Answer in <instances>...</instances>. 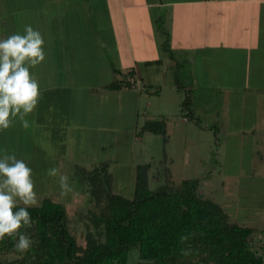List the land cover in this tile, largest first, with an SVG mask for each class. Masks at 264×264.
<instances>
[{"label":"rangeland","instance_id":"1","mask_svg":"<svg viewBox=\"0 0 264 264\" xmlns=\"http://www.w3.org/2000/svg\"><path fill=\"white\" fill-rule=\"evenodd\" d=\"M17 2L16 5L20 6H14L13 12H15V15L20 14V18L16 20L18 25L17 31L14 33L23 35L24 27L31 25L34 30L41 33L45 42V45H42L45 60L41 63L44 65L46 61L47 69L40 74L39 64L29 67L30 75L38 81L43 98H49L50 94L48 92L51 89L48 88L54 87L56 90L58 87L67 85L66 87L69 86L77 90L76 92L73 90L69 91L71 97L76 99L75 97L78 94L80 96L85 95L87 92L84 90L87 88L91 90L99 88L102 81L111 80L116 76L107 74L106 71L104 73L101 71V58L95 49L89 50L88 53L91 54L89 56L85 55L82 50L76 55L75 53L71 54V59L68 63L72 64L76 74L70 76V78L66 77L65 74L59 75L61 70L68 69L65 64L67 62L66 58L64 60H50L51 55L54 53L51 39L55 36L60 37V31H62L63 37L69 36L72 39H75L79 33L84 37L98 35L102 39L100 44H108L103 41V37L108 35L105 34L108 31L106 30L108 16L106 15L103 0H18ZM76 4L82 6H77ZM169 10L167 8L166 14L169 13ZM164 12L165 10L160 15L162 18L165 15ZM152 13L155 15V12ZM0 15H5V13ZM168 22L160 19L158 28L164 30L170 24ZM8 28L9 26L3 25L0 21L1 32H7ZM100 28L102 29L101 35L103 37L97 32ZM92 29L93 33H91ZM8 34L9 36L12 35L11 32H8ZM5 38L7 37L5 36ZM69 44L71 47L80 45L76 41H72ZM163 50L165 52L163 57H166V53H172L168 45H164ZM47 56H50V59H47ZM178 56L175 52L171 62L175 65L172 71L178 69L180 74V70L184 69L187 71L189 66L183 63L181 58H177ZM175 59L178 62L176 64L174 63ZM60 62H63V68ZM209 62H211L210 59ZM238 62L233 64L232 60H230L225 67L221 68L230 72L233 67L234 71H236ZM112 63H116V58L111 57ZM25 64L27 65L28 61H25ZM221 64L219 62L214 66L213 62L211 68L220 67ZM261 65L263 63L260 61L254 71L256 74L260 73L258 70L261 69ZM36 67L39 69L35 70ZM170 74L172 76V73ZM118 76L120 77V75ZM171 76L169 75L168 78ZM165 77V75H160L162 82ZM225 77L229 80V76L226 75ZM179 81L181 84H187L185 73L180 76ZM219 81L220 79H216L217 83ZM45 88L48 89V92L45 91ZM56 92L63 97L61 90ZM152 94L142 95L141 102L143 104L141 106L143 108L139 109L138 115L132 114L130 118L132 111L129 102H126L121 106V111H118L119 115H116L115 111H110L108 118L105 117V119L98 121L92 108V95L85 96L86 99L81 109H85V113L90 112L91 119L86 124L80 125L77 121H80L82 117L87 118L88 115H82L80 119L76 115L68 120L71 124H68V126L69 129H72V134L69 130L71 138H69L67 143L64 142L63 148L59 145L54 147V139H48L51 132L49 130H42V133L34 134V137L30 140L28 134H31V132L28 129H32L34 125L35 127L39 126L33 117H26L29 120L27 129L23 128L20 121L16 119L8 129L0 130V150H7L8 153L15 154L17 159L23 160L33 169V180L35 182L33 191L36 193L38 203L46 196L65 205L69 218V227L79 243L84 242V225L81 216L88 207L87 193L82 187L84 185L82 170L85 169L87 171V169H91L95 165H106L109 173L112 174V180L110 181L112 191L130 197L134 191L136 162L151 161V167L148 169L149 186L151 188L158 184L154 177L162 171L164 166L170 170L174 183H180L182 179L188 177H201L200 192L204 196L212 197L220 203L229 214L231 221L255 226L253 227L255 230L252 234L251 243L254 249L264 252V211L262 212L261 209H258L253 215L250 214L248 219H245V217L242 219L237 218L245 216V214H240V207L244 204V201H246L244 205L248 207L251 202L257 205L256 207L264 202L263 182L256 179H248L251 178L249 174L264 175V124L260 125L262 131H256L253 136L246 134V137L240 133L239 136H242V138L239 137L238 139L229 137L231 134L229 128L224 129L221 133L222 135L220 133L215 134V131L209 128L207 133L201 132V137H198L196 124L188 122L187 126L184 124L182 128L174 132L169 142L168 152L173 157V162H166L168 161L166 158V161L163 162L161 135L155 136L152 132L142 131L144 122L141 118V112L155 113L154 111L163 110L164 115L171 121L173 119L182 120L184 116L181 115V102L186 95V91L182 87H180V90L176 88L170 90L168 86L166 88L163 86L158 97ZM200 94L205 96L209 94L210 100L204 103L205 108L202 107L208 114H203L201 117L196 114V116L198 120L200 119L201 125H204L209 119H212L211 121L214 125L215 121L217 123L215 109L217 107L220 108L219 105L221 104V97L218 95L219 91L210 87L208 92L205 91ZM110 96L112 101L114 95ZM95 97L93 96L94 99ZM206 98L208 100V97ZM156 100L158 104L155 103ZM199 102L201 101L199 100ZM148 103H151V107ZM159 105L161 109L158 107ZM73 110L80 111V107ZM172 114H174L173 119H171ZM166 117L165 119L167 120ZM135 119H138V121L135 122ZM150 119L155 120L156 116L150 117ZM78 125L79 127H86L87 133H91L94 130L93 132L97 134L95 139L92 140L90 136L86 137V132L83 133L81 128L77 131ZM235 125H230V127L232 128ZM78 132V138H76V133ZM187 142L189 143L188 149L184 148ZM55 152L58 153L53 155ZM0 154H2V151H0ZM40 154H46V161L43 164L39 159ZM49 168H56L58 175L56 177L49 176L47 174ZM60 175H66L69 178L71 191L67 195L63 194L59 187L58 180ZM162 179L163 177L160 180ZM250 189L255 192L254 195L249 194ZM232 199L235 202H232ZM18 203L22 204L19 201ZM235 206L238 212H235ZM258 216L259 218H257ZM133 253L135 254V252Z\"/></svg>","mask_w":264,"mask_h":264},{"label":"crops","instance_id":"2","mask_svg":"<svg viewBox=\"0 0 264 264\" xmlns=\"http://www.w3.org/2000/svg\"><path fill=\"white\" fill-rule=\"evenodd\" d=\"M17 1L0 0V14L5 13V15H0V21L3 25L9 26L7 32L0 30V39L8 37V32L14 34L17 31L16 20L20 18V14L15 15L13 12L14 6H20L16 5ZM103 2L108 16L106 29L108 31L105 33L108 35L103 37L101 28L97 32L108 44H100L102 39L98 35L84 37L79 33L75 39H72L69 36L63 37L62 31H60V37L55 36L51 39L54 53L51 55V59L50 56H47V59L64 60L66 58L65 64L68 69L61 70L59 75L65 74L70 78L76 74L72 64L68 63L71 54L75 53L76 55L82 50L85 55L89 56L91 55L88 53L89 50L95 49L101 58L98 57L101 60V71L116 76L111 80L102 81L99 88L93 90L87 88L84 90L87 93L83 96L78 94L76 99L69 93L72 90L76 92L75 88L66 87L67 85L58 87L56 90L54 87L48 88L51 89L48 92L49 98H40L37 107L27 116V118L33 117L39 124L38 127L34 125L33 130L28 129L31 132L28 134L30 140L34 134H40L42 130H49L51 132L48 139H54V147L59 145L63 148L64 142L67 143L72 134L68 120L72 116L77 115L80 119L82 115H88L87 118L82 117L80 121H77L80 125L86 124L91 119L89 115L91 113H85L86 110L81 109L87 95H92V108L97 121L103 120L105 117L108 118L110 111H115L114 113L119 115L118 111H121V106L126 102H129L132 111L131 118L132 114L138 115L139 109L143 108L141 106L143 104L141 102L142 95L153 93V96L158 97L163 86L164 88L168 86L170 90L174 88L180 90V87L185 91L191 89L193 92L192 106L198 117L208 114L203 108H205L204 103L210 100L209 94L205 96L200 93L208 92L210 87L213 90L218 89L221 104L220 108L215 109L217 123L215 121L213 125L212 119H209L204 125H196L198 137H201V132L207 133L209 128H212L215 134H221L224 129L229 128L231 133L228 134L229 137L238 139L242 138L239 136L240 133L246 137V134L253 136L256 131H262L260 125L264 124V0H103ZM167 8L170 9L168 14H166ZM164 10L165 15L162 18L160 15ZM152 12H155V15ZM160 19L170 23L166 27L164 26L165 28L163 27L164 30L158 28ZM91 33H93V29ZM72 41H76L80 45L71 47L69 43ZM164 45L170 46L172 52L166 53L168 55L166 57H163L165 56L163 51L167 50H163ZM175 52L179 55L177 58H181L182 62L189 66L187 71L180 70V74L178 69L172 71L175 65L171 62L173 61L171 58ZM111 57L116 58V63L111 64ZM230 60L233 64L239 61L236 71L233 67L230 72L221 68L225 67ZM260 61L263 65L258 70L260 73L256 74L254 71ZM213 62L214 66L219 62L222 64L213 69L211 68ZM174 63H178L176 59ZM46 64V61L44 65L43 63L39 64L40 74L47 69ZM60 64L63 68V62ZM37 69L39 68L36 67L35 70ZM167 72L172 73V76ZM184 73L187 84H181L179 81L180 76ZM160 75L166 76L163 82ZM169 75L171 77L168 78ZM226 75L229 76V80L225 77ZM216 79H220V81L217 83ZM115 80L122 82L123 85L113 89L109 88V84ZM131 80L134 82L130 87L125 85L126 81ZM48 89L45 88V91ZM57 90H61L63 97L56 92ZM110 95H114L112 101ZM93 96H96L95 99ZM155 103L158 104L157 100ZM159 104L161 105V103ZM148 105L151 107V103ZM160 105L158 107L161 109ZM77 107H80V111L73 110ZM154 112H141V118L144 123L158 120L164 122V134H152L161 135L163 162L168 160L166 162L171 163L173 157L168 152L169 142L174 132L182 128L184 124L187 126L188 121L185 117H182V120H175L172 118L174 114L171 115V119H173L171 121L164 115L163 110ZM154 115L156 119L151 120L150 117H155ZM137 121L138 119H135V122ZM199 122L201 123L200 119ZM233 124L236 125L231 128L230 125ZM79 125L77 131L80 128L83 133L87 131L86 127H79ZM93 131H91L92 134L86 132V137L90 136L92 140L95 139L97 134ZM78 134L79 132L76 133V138H78ZM187 144L184 145V148L188 149L189 143L187 142ZM56 153L58 152L53 155ZM45 157L46 154H40L39 159L42 164L46 161ZM149 158L151 159L150 156ZM150 162L142 163H148L150 168ZM142 163L136 162L135 172L138 165ZM249 175L251 178L248 179H256L264 184V175ZM249 194L254 195L255 192L250 189ZM231 201L235 202L233 199ZM245 203L246 201H244ZM244 204L240 207V214H245V216H239V214L238 219L243 217L248 219L250 214L253 215L258 209L264 211V202L258 207L253 202L249 207ZM234 208L235 212H238L237 207Z\"/></svg>","mask_w":264,"mask_h":264},{"label":"trees","instance_id":"3","mask_svg":"<svg viewBox=\"0 0 264 264\" xmlns=\"http://www.w3.org/2000/svg\"><path fill=\"white\" fill-rule=\"evenodd\" d=\"M121 85L115 80L108 87ZM192 98V90H186L181 115L201 126ZM164 127L160 120L146 122L142 131L163 135ZM148 169V163L138 165L130 197L112 191L106 165L83 169L88 201L81 216L84 242L71 231L65 205L44 196L28 208L32 227L18 230L31 237L32 247L19 252L14 247L18 234L5 236L0 264H264V252L251 243L255 229L231 221L220 203L204 196L201 177L174 183L164 166L151 188Z\"/></svg>","mask_w":264,"mask_h":264},{"label":"clouds","instance_id":"4","mask_svg":"<svg viewBox=\"0 0 264 264\" xmlns=\"http://www.w3.org/2000/svg\"><path fill=\"white\" fill-rule=\"evenodd\" d=\"M44 43L41 33L31 25L24 27L23 35L14 33L0 39V130L8 129L16 119L23 128L29 127L26 117L42 98L38 81L30 75L29 67L45 60ZM25 61H28L27 65ZM0 151V239L18 234L14 247L19 252H27L33 241L28 235L18 233V230L32 227L28 208L38 204L33 191V169L17 159L15 154ZM47 174L56 177L58 170L49 168ZM58 183L63 194L71 191L68 176L60 175ZM18 201L24 207H19Z\"/></svg>","mask_w":264,"mask_h":264}]
</instances>
